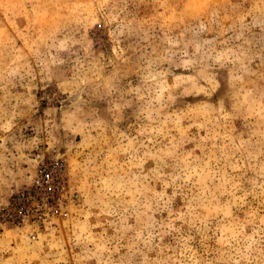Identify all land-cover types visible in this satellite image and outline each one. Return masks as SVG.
<instances>
[{"label": "rangeland", "instance_id": "1", "mask_svg": "<svg viewBox=\"0 0 264 264\" xmlns=\"http://www.w3.org/2000/svg\"><path fill=\"white\" fill-rule=\"evenodd\" d=\"M0 264H264V0H0Z\"/></svg>", "mask_w": 264, "mask_h": 264}, {"label": "water", "instance_id": "2", "mask_svg": "<svg viewBox=\"0 0 264 264\" xmlns=\"http://www.w3.org/2000/svg\"><path fill=\"white\" fill-rule=\"evenodd\" d=\"M76 101V97H71L70 99H69V103L71 104V103H73V102H75Z\"/></svg>", "mask_w": 264, "mask_h": 264}]
</instances>
